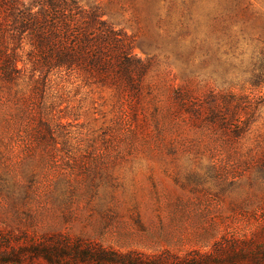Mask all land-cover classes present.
Returning a JSON list of instances; mask_svg holds the SVG:
<instances>
[{
    "label": "rangeland",
    "instance_id": "obj_1",
    "mask_svg": "<svg viewBox=\"0 0 264 264\" xmlns=\"http://www.w3.org/2000/svg\"><path fill=\"white\" fill-rule=\"evenodd\" d=\"M78 1L98 6L131 37L132 54L152 64L138 98L122 105L109 88L79 85L74 76L41 94L28 76L0 82V264H112L73 258L75 245L170 259L201 258L223 244L260 253L264 88L239 139L187 120L188 106L176 98L182 90L197 106L208 91L230 89L237 74L223 75L225 58L202 46L218 36L216 0ZM243 2L222 17L256 37L264 0ZM54 95L52 114L68 117L51 122L52 134L38 133L33 109L43 98L51 111ZM48 242L55 262L22 253ZM255 260L194 264H264Z\"/></svg>",
    "mask_w": 264,
    "mask_h": 264
},
{
    "label": "trees",
    "instance_id": "obj_2",
    "mask_svg": "<svg viewBox=\"0 0 264 264\" xmlns=\"http://www.w3.org/2000/svg\"><path fill=\"white\" fill-rule=\"evenodd\" d=\"M242 3L243 0L214 2L222 18L214 19L219 20L213 28L218 36L212 44L203 41L202 45L208 47L210 54L225 58L221 63L223 75L237 73L228 82L230 89L208 91L197 106H192L185 98L184 94L189 93L176 90V98L188 106L184 110L188 113L187 120L193 122L201 118L204 124L212 126L214 132L238 139L246 134L253 121L256 111L253 103L263 98V94H255L259 93L257 89L264 88V28L255 37L242 27L235 28L222 17L233 15ZM176 47V55L182 57L183 51L179 52L177 44ZM132 48L131 37L104 20L96 5L85 7L78 0H0V82L16 84L20 78L28 76L32 89L42 88L41 94L49 84L51 89L56 86L58 82L55 80L66 82L74 76L79 85L109 88L122 105L138 98L152 64L150 58L141 60L135 57ZM235 86H238V93L232 91ZM56 97L52 96L51 111L43 98L36 106L34 104L36 132L50 135L55 131L51 122L68 117L66 114H52L60 102ZM49 248L51 242L37 244L22 253L55 262ZM68 249L74 253L73 258L112 264H194L221 262L222 258H228V262H256V256L264 262V249L259 251L258 248L260 253L254 249L251 257L241 254L236 245L224 244L201 258L182 259L133 256L80 245ZM60 256L64 259L68 253L62 252Z\"/></svg>",
    "mask_w": 264,
    "mask_h": 264
}]
</instances>
